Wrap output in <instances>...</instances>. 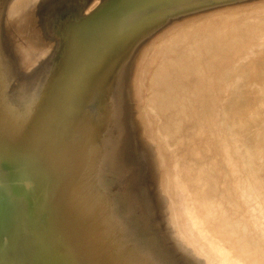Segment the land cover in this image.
Listing matches in <instances>:
<instances>
[{
  "label": "bare ground",
  "instance_id": "6f19581e",
  "mask_svg": "<svg viewBox=\"0 0 264 264\" xmlns=\"http://www.w3.org/2000/svg\"><path fill=\"white\" fill-rule=\"evenodd\" d=\"M76 2L75 0H70V2L67 0L66 3L70 7L66 4L67 8L63 4L67 9L65 10L60 6L61 0H0V77L7 70L9 74L10 71H13V65L11 64L12 66L9 67L7 59V50L10 47L22 42L19 39L24 40L27 36L34 35L42 23H44L43 27L47 23L49 24V20L45 21L43 18L45 17L44 14H64V12L62 13L63 10L67 11V14H74L75 12L77 14L76 7L80 5L77 3L76 6ZM224 20L222 26L229 29V33L233 34L232 36L225 37L224 33H216L201 45H198L197 42V46L203 50V56L208 58L209 62H196L184 66L185 55L188 52L186 47L180 43V38H168L173 49L177 46H181V48L175 52H160L161 59L164 58L163 64L166 65L165 68L158 70L160 76L157 77V81H162L164 85L156 93H152L151 88L154 89V86H151L153 83L149 78L136 84L143 93V106H145V102L152 103L151 108L142 110L149 113L154 121L179 124L176 121L182 119L184 122L189 121L191 123L186 128L181 125V127L174 128V131L168 133H166L167 130L164 132L162 129L163 133H166L164 136L168 139L167 150H164L168 151L169 149L171 155L173 154V159L169 162L171 157L165 155L166 152L162 154L157 150L158 178L156 177L157 181L153 184L145 183L150 188L146 193L158 202L157 207L155 206L154 215L157 221L152 222V224L165 229L169 241H172L173 246L181 251L187 264H256L260 262L264 264V22L255 18L254 20L233 21L228 20L227 16L224 17ZM222 52L224 54L223 60H221ZM214 65H216L215 68H213ZM204 76L208 80L210 79L205 85H203L204 83L201 84L202 80H200ZM0 80L2 79L0 78ZM12 81L10 82L12 83ZM3 83L4 86L2 85L0 89L5 87V82ZM186 85H189L190 88ZM17 91L19 92V90ZM21 93L19 94L22 95ZM36 93L34 94L35 97H37ZM6 95L3 97L0 95V146L17 144V142L20 144V140L25 141L30 144V149L33 151L30 154L31 157L34 156L36 162L31 160L34 165L26 162L23 165L8 167L9 170L0 173V187L11 191L32 213L35 192L39 187L38 183L42 177L47 179V185L42 183L47 187L41 198V206L36 202L40 206L39 210L37 213L30 214L28 234L25 235L20 246L26 250L30 249L31 243L28 239L37 240L36 231H39L48 242L52 243L57 240L60 243L63 240L61 233H64L66 229L74 228H72V223L77 220L74 215V213L76 214L74 204L80 198L74 202V197L77 189H79L77 193L81 191L80 186L75 187L77 186L74 184L75 181L72 183L73 179L63 181L65 180L63 177H67L68 173L77 172V168L83 175L87 170V166L84 168L83 165L85 156L80 160L76 159L72 166L67 164L69 142L67 146H59L60 141L57 144L56 139L59 140L61 136L56 138L57 133L54 126L38 127L40 125L39 119H35V121H39L38 126L27 128L29 132L21 130L18 133L17 128L14 129V122L11 124L17 117L15 120L13 118L19 116L18 119L20 118L25 123L24 121H28V118L32 120L34 116L30 114L31 112L20 113L21 107L17 105H20L22 100L19 99V103L14 104L9 100L5 101L4 96ZM210 96L213 97V100L209 98ZM11 98L13 99V97ZM225 106H227L228 111L224 110ZM22 109H25V105ZM92 109H94L93 106H90L84 117L81 118V126H84L81 138L85 141L83 144H85L86 149L83 148L86 150L87 156L90 147L97 144L103 151L107 152V162L101 178L95 185L94 212L92 215L90 214L92 222L87 223L86 226L84 224L86 230L83 229L85 231L83 236L86 255L82 254V256H88L90 259L86 261L89 260L90 264H141L145 260L151 264H160L164 256L163 253L156 252V238L159 237L158 232H152L153 226L150 222L151 219L149 220L150 211H148L147 199L150 197L148 195V198L145 199L142 195L141 192L146 190L143 187L145 180L139 177L132 165V161L138 154L136 135L127 128L125 129L122 124H119L120 122L112 123V127H109L110 124L107 125V121L110 119L106 118L107 115L105 117L107 120L104 117L101 119V116L96 117ZM116 112L118 111L116 110ZM202 112L206 113L205 116H202ZM199 114L200 117L198 118ZM228 117L231 118L230 124H225L224 122ZM162 118L164 121L161 120ZM47 120L49 121V119ZM210 120L213 122L211 128L207 127V124L210 125ZM32 121L29 120V122ZM95 121L102 124V130L99 131V127L93 124ZM21 124L22 122L18 123V126ZM25 124L27 125V123ZM25 124L23 125L25 126ZM35 124L34 122L32 125L35 126ZM11 125H13V130H10ZM88 128L89 132L86 131ZM19 136L20 139H18ZM5 137H7V142ZM97 137L100 138L99 143L98 139L96 140ZM159 139L162 141L163 138ZM88 141L91 145L87 144ZM82 142L79 143L82 145ZM159 144L162 145V142ZM197 146H200L199 156L193 157L190 154L186 156V153H182L187 150H194ZM161 150L163 151V149ZM5 152H1L0 155ZM82 152L84 153L83 150ZM82 152L80 153L82 154ZM45 153L51 156L50 160L49 157L45 156ZM210 156L215 159L211 160ZM71 160L70 163H72ZM3 165L8 164L3 163ZM194 175H203V179L197 184L185 180L184 176L192 179ZM67 178L70 179V177ZM139 182L143 183L142 186ZM79 183L81 182L79 181ZM69 185L72 186L68 189L69 191L65 189L63 192L62 189L69 187ZM192 191L196 193L197 197L202 198L201 200H208L193 201L192 194L190 196ZM241 192L243 196L237 197ZM78 202L76 203L77 206ZM12 207L16 206L13 205ZM16 208L13 209L16 210ZM80 210L79 213L82 214L83 210L82 212ZM15 214L19 215L18 212ZM87 219H89L88 215ZM17 220L14 218V221L17 222ZM13 225H10V228ZM6 229L8 230V228ZM250 230L253 231L251 237L248 235ZM71 231L68 230V232ZM57 233H59L58 237ZM74 233L69 234V236L74 235ZM62 242L58 244L59 248ZM14 246L15 244L12 247ZM55 246L53 249L56 251L58 249ZM66 248L67 246L64 249ZM70 249L76 250L74 247ZM71 250L68 251L71 252ZM21 251L23 252V250ZM37 251L35 254L38 253L40 260L36 259L35 262L41 261L40 264H44L42 262L43 251L41 249ZM26 253L25 251V256ZM72 253L73 251L70 255H73ZM32 254L31 256L35 257L34 252ZM77 256L74 257L73 255L74 259L78 260L79 256L78 258ZM30 260L24 264H31V262L33 264V261L30 262ZM77 260L75 261L77 262ZM3 264H12V260L6 259Z\"/></svg>",
  "mask_w": 264,
  "mask_h": 264
},
{
  "label": "rangeland",
  "instance_id": "374dc122",
  "mask_svg": "<svg viewBox=\"0 0 264 264\" xmlns=\"http://www.w3.org/2000/svg\"><path fill=\"white\" fill-rule=\"evenodd\" d=\"M66 1L67 0H61L60 3L61 8L63 7L62 9L65 10H67L66 4H68L66 3ZM75 1H77L76 6L77 3L78 5H80L79 7H76L77 8L76 11H78L77 14H75L76 12L74 14H67V11L65 10L62 11V13L64 12V14H46V15L44 14L45 17L43 18L45 19V21L49 20V24H51L50 26L46 22L47 25H44L45 27H43L44 23H42V26H40V29L38 28L39 29L38 31L34 32V35L31 34L26 38H24V40L19 39L22 42L17 43V45H14L13 47H10L9 50H7L8 65L9 67L11 64L13 65V66L11 65L13 71H10L9 74L7 70L0 77L2 79L0 80V83L2 82L0 87H2V85L4 86L3 82H5V87H3L5 91L1 88L2 90L0 89L1 92L0 95H2L3 97V95L7 94L6 96H4L6 98V100L5 98L4 100L5 101L9 100L14 104L16 103L18 104L19 101L22 100L20 101L21 104L17 105L21 107V108L19 107L21 109L20 113L31 112L30 114L34 116V118L32 117V120L34 119V121H32L30 118L28 119L32 122H29V120L24 121L25 123H27L28 126L25 123H23V121H21L20 118H19L20 120L18 119L19 116H15L13 118V120H15V118L17 117L16 120L12 121L11 124H13L14 122V126H15L14 129L16 130L17 128L18 133L21 130L25 132H29L27 128L36 127L39 124L40 125L38 127L54 126L56 133L58 135V136L56 135V138H58L59 136H61L62 138V139L59 138V140L56 139L57 144L60 141L61 144L59 143L58 144L59 146H67L69 142L67 164L69 163L72 166V164L74 163V161H76V159L80 160L85 156L83 165L84 168L85 166H87V170L83 175L79 171L80 170L79 168H77L78 170L77 172L76 171L71 172L73 175L71 173L67 174V177H70V179L67 178L65 175H63L65 176L63 177L65 179L63 181L73 179L72 183H74L75 181L74 184L77 185L75 187L76 188H78V186L81 187V191L79 193H77L79 189L76 190L74 197L75 198L74 202L77 198L80 197L79 198L80 201L77 199V202L79 201L78 206L76 204L77 202H75L74 204L75 205L74 211H76V214L79 217L75 213L74 215L76 216L77 219L76 221H78L77 223L79 224L77 226V223L75 221L72 223V228L74 227L73 228L74 230L66 229L64 231L65 234L61 231L62 232L61 238L63 239L61 240L63 242L65 241L64 242L66 244L65 246L64 243L61 241L62 245L59 248L58 244H61V242L59 243L57 240H54L52 243L48 242L46 238L43 237V235L39 231H36L38 239L37 240L35 239L34 241L32 239H31L32 241L28 239V241L31 243V247L30 249L26 250L25 248H23V246L22 247L20 246V243L22 242L25 235L28 234V230H29L28 223H29L30 214H32L33 212L37 213L39 207L41 206L40 204L42 203L41 198L43 196V192L45 193L44 190H46L47 187L46 186L47 179L45 177H42V179L38 183L39 187L37 188L38 190L35 192L32 213L30 212V209H28L27 206L20 199L14 196V194L11 191H8L6 188L0 187V213H1L0 231L3 230L2 232H0L2 233L0 234V264H3L4 260L6 259L9 260L11 259L12 264H22V263L24 264V262L27 263L31 259V257H33L31 259L33 261V264H36V262H38L40 259H38L39 258V256L37 255L38 253L35 254V252L37 250L39 251V249L43 251L42 262L44 264H87V262L88 264H90L89 260L86 261L87 259L90 258H88V256H86L87 258L85 257L86 245L84 243L85 239L83 234L85 233V231L83 229H85L87 223L92 222L91 215L94 212L93 194L94 191L96 190L95 185L99 180V178H101L104 167L106 166L107 152L103 151L97 144H93V146L90 147L89 154L86 156L85 153L86 150H84V148L86 149V147L85 144H83L85 141L81 138L84 127L81 126V118L84 117L88 108L90 106H93L94 109H92V112L95 113L96 117L101 116V119L103 117L105 118L107 115L106 118L110 119L108 120L109 122L107 121V125L110 124L109 127H112V123L120 122L119 124H122L125 129L127 128V130H129L130 132L136 135V143H137L136 148L138 154L133 160L135 162L132 161V165L135 168L139 177L145 180L143 187L146 190L145 191L143 190L141 193L142 195H144L146 199V197L148 198L149 195L146 192H148L147 190H149L150 188L145 183L153 184L154 182L157 181L158 178V166L156 164V161L158 159L157 150L162 154H164L165 152L166 153L169 152V149L168 151H165L167 150L168 147L167 146L168 139L166 136H164V134L170 131H174V128L177 129L181 127V125H183V127L186 128L191 123L189 121L184 122L182 121V119H179L177 121L175 120L179 124L176 123L167 124L166 122H164L166 125L163 122L154 121V119L151 118L149 113L142 110L146 108L147 109L151 108L152 103L145 102V106H143L144 97H143V93L136 86L137 82L141 83V81L146 80V78L152 80L153 84L151 86H154V89L150 87L152 93H156L158 89L164 85L162 81L159 82L157 81V77L160 76L158 75L159 73L158 70L165 68L166 65L163 64L164 58L161 59L160 52H165V51L175 52L177 50H180L181 48V46H177L175 49H173L171 47L172 44L168 38H173V37H175L176 39L180 38L181 40L180 43H182L186 47L188 51L185 55L186 57L184 60L185 61L184 66H186L187 64L190 63L210 61L208 60V58L203 56V50L199 49V47L197 46V42L198 45H201L216 33H224L223 35L225 37H229L233 35L229 33V29L223 28L222 25L225 21L224 17L227 16L228 20H233V21H243L247 19L254 20L255 18L258 21L264 22V0H75ZM78 1L80 2V4ZM68 2H70V0H68ZM63 4H65L66 7ZM170 49L173 50L170 51ZM221 57H222L221 60H223L224 59L223 52L221 54ZM26 58H28L29 61L26 60ZM13 61L15 62L16 65L14 64ZM215 67L216 65L213 66V68ZM6 78L8 79L7 81L8 83L6 82L7 80ZM31 80H33L32 81L33 84ZM200 80H202L201 84L204 83L203 85H205L208 83L210 79L208 80L207 77L204 76ZM10 81H12L13 84ZM20 85L22 86L23 89L20 88L21 87ZM186 86L190 88L189 85ZM13 89L15 90L12 91ZM17 90H19V92ZM25 90L26 93H24ZM35 90L36 92L38 91L39 93H36ZM2 91H4L3 94ZM20 92H22L21 93L22 95L19 94ZM35 93L37 97H35L34 95ZM8 95L10 96L8 97ZM11 97H13V99ZM15 97H17L18 99ZM209 98L213 100L212 96H210ZM26 99H29L30 102L29 100ZM24 105H25V109H22V107L24 108ZM116 110L119 113L116 112ZM224 110L228 111L227 106L224 107ZM121 112H123L124 114ZM205 114L206 113H203L202 116H205ZM199 117L200 114L198 118ZM35 119L37 120L39 119L40 123L37 120L35 121ZM47 119H49V121ZM161 120L164 121L163 118ZM230 120L231 118L228 117L224 123L230 124ZM42 121L43 122L45 121L46 124L44 122L43 125ZM15 122H17V124H15ZM21 122H22V124L20 125L21 127L23 124H25V126L23 125L22 128L18 126V123ZM34 122L36 123L35 126L32 125L34 124ZM209 123L210 125L207 124V127L211 128L213 122L210 120ZM93 124L96 125V127H99V131L102 130V124H100L97 121H95ZM155 124L156 127H154ZM12 126L13 125H11V128ZM11 128L10 130H13V128L12 129ZM23 128L26 129L24 130ZM162 129L164 130V132L167 130L166 133H163ZM86 131L89 132V128ZM160 132L163 134H161ZM158 137L161 139L163 138L162 141ZM78 138L80 141H83L82 145L81 143H79L80 141L78 140ZM5 139L7 142V137H5ZM18 139H20V136L18 137ZM97 139L99 143L100 138L97 137L96 140ZM77 142L79 143V145ZM160 142H162V145L159 144ZM76 143L77 145H75ZM28 144L29 143L20 140V144L18 142L17 144H12V145L8 144V146L10 147L0 146V153L6 151L4 153L5 155L4 154L0 155V157H3L0 158L1 159L0 173L6 172L7 170H9L11 166L23 165L26 162L28 164L31 163L32 165H34L32 161L35 158L33 155L31 157L30 153H32L33 151L30 149V144L29 145ZM87 144L91 145L89 141L87 142ZM74 145L76 146L75 148ZM79 147L82 149L80 150ZM71 148H73L74 150H72ZM161 149H163V151ZM82 150L84 151V153L82 152ZM79 151L82 152V154ZM166 153L165 155L171 157L170 160L168 159L169 162H171V160L173 159V154L171 155L170 152H169L170 154L169 153L166 154ZM182 153L183 154L186 153V156H188L189 154L190 156L193 157L196 155L199 156L200 146H197L194 150L191 151L187 150ZM95 154L96 156H94ZM45 156L49 157V160L51 159V156H49L46 153ZM71 156H73L74 158H72ZM210 159L214 160L215 158H212V156H210ZM70 160L72 163H70ZM34 162L36 161L34 160ZM143 162H145L146 164ZM3 163L5 165L7 163L8 165L6 166L7 168L8 167L9 168L7 169L6 166L3 165ZM93 163L95 164V166ZM89 171L91 172V174ZM184 177L186 181L189 180L191 183H196V184L203 179V175H194L192 179L186 176ZM218 178L219 176L217 177V179ZM192 180H196V181H192ZM79 181L81 183H79ZM139 183L142 186L143 183L142 182ZM70 187L72 186L69 185V187L62 189V191L65 192V189L66 191H69L68 189H70ZM76 193L78 196L76 195ZM190 196L192 197L193 201L202 199L197 197L194 191L190 193ZM241 196H243L242 192L241 194L237 195V197H241ZM36 199L37 201H35ZM206 200L208 199L195 201V202H202ZM13 202L14 204H12ZM36 202H38L40 206ZM147 203H148L147 207L149 208L148 211H150L149 220L151 219L150 222L152 224V222L154 223L157 221V218H155L154 215L156 212L155 206L157 207L158 202H156L154 197L151 196L150 199H147ZM13 205H15L17 208L12 207ZM35 206L37 207L35 208ZM13 208L14 209L16 208V210H14ZM9 209L12 210L11 213ZM78 209L83 210V212L82 210H80L82 214L79 213ZM15 212L16 213L18 212L19 215L15 214ZM86 213H88L87 215L89 219H87ZM14 218L15 220L18 219L17 222L14 221ZM84 218H86V220H84ZM79 220L81 221V224ZM9 221L11 222L9 223ZM33 221L35 222V220ZM15 223L17 224L13 225ZM10 225L13 226H11L10 228ZM14 226L17 229H15ZM152 226H153L152 232L153 233L158 232V237H159L156 238V245H157L156 252L163 253L162 255L164 256V258L160 261V264L163 263L187 264L186 260L182 256L181 251L173 246L172 241H169L165 229L164 228L161 229L160 227L154 224H152ZM4 227L8 228V230H10L9 232L11 233H9L8 230ZM68 230L69 231L72 230V231L68 232ZM73 232L76 233V234L74 233L76 238L74 237V235L69 236V234H72ZM15 234L17 238L15 237ZM58 234L59 233H57V237ZM7 235L10 236V239H8L9 236ZM67 235L68 238H66ZM248 235L251 237L253 235V231L250 230ZM2 237H4L5 239ZM248 241L250 242V239H248ZM12 242L15 244L14 247H12L14 245ZM33 242L35 245L33 244ZM70 245L71 247L76 248V250L75 249L71 250ZM54 246L57 247L58 250L55 251L53 249ZM66 246L67 248L64 249ZM154 246H155V242H154ZM21 250H23V252ZM68 250H71V252L73 251L72 254L74 255V257L78 255L79 258L78 256L77 258L79 261L76 258L74 259L73 255H70L71 252ZM25 251L27 252L26 256H25ZM63 251L66 253H64ZM33 252L35 257L31 256L33 255L32 254ZM82 254L85 255L82 256ZM24 256L27 258L25 259ZM28 256H29V260H28ZM21 258L24 259L25 261L24 260L21 261L22 260ZM82 258H84L83 261L79 263L82 260ZM36 259L38 261L35 262ZM75 260H77L78 263ZM38 263L40 264L41 261ZM141 264H151V263L145 260L141 262ZM256 264H261V262Z\"/></svg>",
  "mask_w": 264,
  "mask_h": 264
},
{
  "label": "water",
  "instance_id": "95a60500",
  "mask_svg": "<svg viewBox=\"0 0 264 264\" xmlns=\"http://www.w3.org/2000/svg\"><path fill=\"white\" fill-rule=\"evenodd\" d=\"M136 15V14H135Z\"/></svg>",
  "mask_w": 264,
  "mask_h": 264
}]
</instances>
